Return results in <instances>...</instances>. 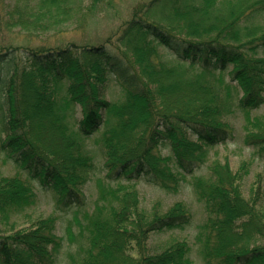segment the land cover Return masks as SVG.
<instances>
[{
	"label": "trees",
	"instance_id": "16d2710c",
	"mask_svg": "<svg viewBox=\"0 0 264 264\" xmlns=\"http://www.w3.org/2000/svg\"><path fill=\"white\" fill-rule=\"evenodd\" d=\"M73 2L18 5L17 15L0 16V26L32 32L63 24ZM263 20L264 0H150L132 12L111 47H0V159L61 196L55 211L72 214L82 241L69 264H264V226H251L257 216L247 222L253 239L234 240L244 231L233 221L249 217L237 179L184 150L187 136L207 148L235 140L223 119L238 110L245 119L244 145L264 161V115H250L264 105ZM97 86L115 89L122 107L105 103L102 111L94 99ZM176 94L183 100L178 111H169ZM40 122L53 128L48 134L57 142L45 141ZM3 125L11 133L6 139ZM161 149L175 169L149 161ZM188 178L206 214L196 235L197 258L185 241L148 254L151 234L189 227L191 213L182 202L165 210L156 202L147 211L135 188L127 193L121 187L144 184L177 195ZM91 181L97 196L87 212L83 189ZM35 204L34 192L18 176L0 175V232L6 225L13 229ZM57 220L54 215L23 232L0 234V264H56L64 240L55 233ZM66 233L76 241L70 224Z\"/></svg>",
	"mask_w": 264,
	"mask_h": 264
},
{
	"label": "rangeland",
	"instance_id": "374dc122",
	"mask_svg": "<svg viewBox=\"0 0 264 264\" xmlns=\"http://www.w3.org/2000/svg\"><path fill=\"white\" fill-rule=\"evenodd\" d=\"M0 1L4 4V7L2 4V7H0V16L3 20H7L10 15H17L20 10L18 5L28 4L33 8L38 2V0ZM148 1L150 0H99L95 4L93 3V0H74L72 10L70 11L71 19L63 24L51 26L46 24L45 29H38L32 32L21 30L19 27L13 29L11 28L9 30L5 27L1 28L0 26V47H6V45H12L14 47L17 46L19 48L29 46L31 48L38 49H60L69 45H76L79 47H98L101 45H109L111 47V45H114L119 29L126 21L130 20L132 12L141 3H147ZM31 9L25 11V17L32 12ZM221 17L222 16H220V18ZM46 18L47 17L44 16L42 20H46ZM261 25L264 27V20ZM109 41H111V43L107 44ZM173 65H175L179 70L182 69L175 62H173ZM57 91H62V89L59 87ZM205 98L208 99V96L205 95ZM94 99L98 102V106L101 107L102 104L105 103H113L118 108H121L123 105V102L120 100L115 89L106 90L103 87L97 86ZM182 100L183 96H181V94H176L175 97L169 100L172 105H168V110L178 111L175 106H177ZM72 105L75 110V115L78 118H81L80 107L76 103H73ZM157 107H160V111H163L160 104H158ZM209 108L217 109L211 103ZM102 111H104V109ZM250 115L253 118L254 116L261 117L264 115V105L260 109L251 112ZM223 120L234 129L235 140L215 148H207L201 141L187 136L185 139L184 150L192 159L204 160L206 166L217 164L220 167H226L229 170V175L237 179L235 185L242 193L241 196L248 206V208H245L244 211H249V217H241L233 221L232 227L239 226L242 228V231H244L240 234H236V237L234 236V240H250L253 239V236L249 232L250 227L254 225L256 228L261 225L264 226V161L260 160L256 156H252V149L245 146L243 143L246 133L244 128V115L236 110L233 115L226 116ZM32 122H35V126L38 124L37 121L33 120ZM256 122L257 119L254 120L253 123L255 124ZM40 123L39 133H41L44 137L46 135L45 141L48 144H53L56 140L53 136H49L48 134L53 130V128L45 126L43 122ZM42 126H44L45 130H41ZM249 130L250 133H257L255 127H251ZM10 136V131L5 125H3L2 138L6 139ZM93 142L94 141L89 140L86 143H88L89 147L94 148L95 146ZM206 148L208 152H205ZM151 155L152 157H149V161L151 163H157L161 166L165 165V167L168 165L172 169H175L173 159L172 161L170 160V154L167 150H156L153 151ZM0 175L7 177L18 176L27 186L31 188L36 199L35 206L20 215L17 222L14 223L15 227L13 229H11L10 225L2 226L1 229L3 232H0V234L2 236H10L20 231L23 232L31 226L36 225L39 219H47L48 217L55 215L58 217L55 233L58 236H62L64 239L56 264H69V256L72 254L76 256L79 245L82 241L80 240L78 226L71 221L72 214H61L58 213V211H55V207L60 202L61 196L44 191L37 182L28 180L22 171L16 169L11 164H5L1 159ZM224 175L226 176L227 174L224 173ZM191 181L192 179L188 178L187 182L183 184L181 191L177 195H166L163 192L157 191L144 184H136L133 186L126 185L121 187L122 192L127 193L135 188L139 194L140 206L147 211H149L151 206L156 202L160 203L163 210L170 207L174 203L182 202L191 213L192 217L189 227L183 230H173L164 233L151 234L146 242L148 254L158 255L169 249L173 244L185 241L192 248V258H197L196 249L198 244L196 241V235L202 231V227L206 224V214L204 212L203 205L197 203L194 198L192 185L190 184ZM83 192L87 198L86 211L91 212L93 209V201L97 196L95 182H89L84 187ZM260 215L263 216V218H260ZM254 216H257V220L255 219L250 227L247 226L249 224L247 222L251 218H254ZM69 224L71 232L76 238V241L73 243L69 242V237L66 233V227ZM29 259L30 258H28V260ZM193 264L200 263L196 261Z\"/></svg>",
	"mask_w": 264,
	"mask_h": 264
}]
</instances>
